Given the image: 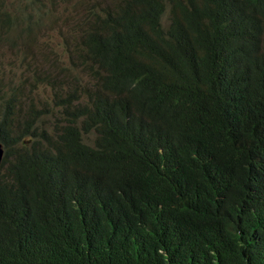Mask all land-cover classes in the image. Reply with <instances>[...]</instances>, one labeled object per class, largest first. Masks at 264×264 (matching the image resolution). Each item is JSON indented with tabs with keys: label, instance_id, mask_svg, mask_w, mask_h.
<instances>
[{
	"label": "trees",
	"instance_id": "trees-1",
	"mask_svg": "<svg viewBox=\"0 0 264 264\" xmlns=\"http://www.w3.org/2000/svg\"><path fill=\"white\" fill-rule=\"evenodd\" d=\"M74 1H85L94 30L78 38L62 33L65 60L42 77L54 83L99 58L126 79L139 71L144 84L137 86L160 97L149 106L148 98L141 106L120 103L106 71L84 95L106 118V140L53 154L27 137L41 135L46 122L22 111L31 88L0 85V264H264V51L250 50V36L237 28L210 44L201 29L215 12H240L242 3L164 0V15L152 0H122L135 3L134 18L106 31L103 0ZM42 17L51 19L42 0H28L20 15L0 2V33L18 24L29 33ZM215 58L239 74L244 96L256 98L261 111L234 119L205 178L163 179V127L186 128L200 96L216 94L220 76L207 62ZM161 112L167 117L156 122Z\"/></svg>",
	"mask_w": 264,
	"mask_h": 264
},
{
	"label": "clouds",
	"instance_id": "clouds-1",
	"mask_svg": "<svg viewBox=\"0 0 264 264\" xmlns=\"http://www.w3.org/2000/svg\"><path fill=\"white\" fill-rule=\"evenodd\" d=\"M71 4L68 10H64L62 16L55 14V3L50 0H42L46 9L51 12V19L42 17L43 25L39 29H34L29 33L16 30V34L21 36L17 39L12 32L3 36L0 44L6 41L14 42L19 52H22L26 41L34 39L38 34L42 35L46 31L47 24L53 23L60 29V43L62 59H57L56 53L41 44V49L46 54L47 68L39 69L35 65L31 66V78L26 82H20L18 86L25 85L31 88L30 97L23 104L28 120L35 119L41 125V119H45L41 135L33 138L27 136L30 141L39 140L42 150H48L53 154H59L65 150L70 143L76 144L83 150H90L102 145L107 137L106 118L104 114L96 108L88 105L84 101V95L90 93L96 83L98 76H102L106 71L103 62L99 58H92L86 61L83 67L74 70L73 75L60 77L54 83H48L42 77L43 70L52 68L65 60L61 35L78 38L87 36L94 30L93 15L84 9L85 1L75 3L74 0H60ZM91 1L88 0V4ZM106 3L105 30H112L119 25L132 20L135 16V3H123L122 0H103ZM158 3L165 11L164 0H152ZM242 3L240 12L217 11L211 15V23L203 25L202 31L206 35L205 43H216L223 37L229 35L234 28L243 34H248V48L250 50L264 51V3L257 8L249 6L245 0ZM4 2V1H0ZM28 0L24 4L18 3L14 7L7 5L14 15L25 12ZM5 3V2H4ZM20 10V11H18ZM66 17H74L71 20H64ZM83 18V20H80ZM163 20V17H162ZM85 21L89 23L86 24ZM61 24L64 30H61ZM25 52L22 58H29ZM207 62L219 73V89L214 95H202L197 101L194 116L184 129H173L171 125L163 127V137L166 139L164 145L158 148L160 154L159 170L160 177L170 180H189L196 175L205 178L206 174L215 170L219 160L220 146L226 141L229 128L234 119L240 114L258 115L261 111V104L256 98H247L243 94L241 78L239 74L226 66L221 59H208ZM114 83V100L129 105L131 107L141 106L142 102L148 98L147 105H151L160 97L154 91L142 90L138 83L144 84L142 73L131 70L135 73L133 79L124 78L120 72L109 71ZM155 79L150 85H155ZM134 83V84H133ZM132 84V85H131ZM1 85V80H0ZM2 91L4 87L1 85ZM47 108L53 109L52 115H46ZM167 116L163 112L155 117L159 122ZM2 151L0 164L4 157V147L0 143ZM112 151L110 146L106 153L108 156ZM62 166L61 163L58 164ZM163 203L157 201L156 209H160Z\"/></svg>",
	"mask_w": 264,
	"mask_h": 264
},
{
	"label": "rangeland",
	"instance_id": "rangeland-1",
	"mask_svg": "<svg viewBox=\"0 0 264 264\" xmlns=\"http://www.w3.org/2000/svg\"><path fill=\"white\" fill-rule=\"evenodd\" d=\"M4 1L5 4L14 7L16 4H24L26 0H0ZM55 3V14L62 16L64 10H68L71 4L64 3L60 0H50ZM20 11V10H18ZM21 27L18 24L12 34L17 38L21 39V36L16 34V30ZM61 30H64L63 24H61ZM60 29L48 23L46 31L42 35L38 34L36 38L29 39L26 41L22 52H19L14 42L6 41L0 44V80L1 85L4 89L9 86L17 85L20 82H26L31 78V66L35 65L36 68L44 69L47 68L48 61L46 62V54L40 47L41 44L47 45L51 48L56 57L52 59L51 64L57 59H62L61 53V41H60ZM25 52L29 55V58H22V53Z\"/></svg>",
	"mask_w": 264,
	"mask_h": 264
},
{
	"label": "water",
	"instance_id": "water-1",
	"mask_svg": "<svg viewBox=\"0 0 264 264\" xmlns=\"http://www.w3.org/2000/svg\"><path fill=\"white\" fill-rule=\"evenodd\" d=\"M1 154H2V151H1V149H0V157H1Z\"/></svg>",
	"mask_w": 264,
	"mask_h": 264
}]
</instances>
